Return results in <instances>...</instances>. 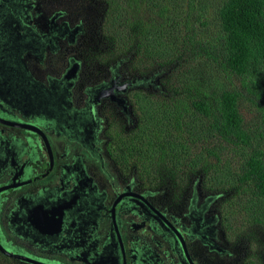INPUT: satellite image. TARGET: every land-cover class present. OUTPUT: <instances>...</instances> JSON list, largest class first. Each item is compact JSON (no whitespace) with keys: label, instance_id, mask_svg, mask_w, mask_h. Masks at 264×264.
<instances>
[{"label":"flooded vegetation","instance_id":"1","mask_svg":"<svg viewBox=\"0 0 264 264\" xmlns=\"http://www.w3.org/2000/svg\"><path fill=\"white\" fill-rule=\"evenodd\" d=\"M108 11L0 0V264H264L222 193L153 184L118 159L138 95L167 71L117 51Z\"/></svg>","mask_w":264,"mask_h":264},{"label":"trees","instance_id":"2","mask_svg":"<svg viewBox=\"0 0 264 264\" xmlns=\"http://www.w3.org/2000/svg\"><path fill=\"white\" fill-rule=\"evenodd\" d=\"M107 1L117 51L167 71L156 96L138 95L137 128L115 137L118 159L153 184L200 181L224 195L229 226L249 211L264 233V0Z\"/></svg>","mask_w":264,"mask_h":264},{"label":"rangeland","instance_id":"3","mask_svg":"<svg viewBox=\"0 0 264 264\" xmlns=\"http://www.w3.org/2000/svg\"><path fill=\"white\" fill-rule=\"evenodd\" d=\"M210 3H213L212 0H207ZM166 4H168L171 8L173 6V4L171 2H165ZM153 18L157 19L159 22H161L160 20H162L157 14H152L150 13ZM149 15V14H147ZM202 20H205L207 22V26L204 27V34H210L209 31L213 30L214 27L212 25V23H214V19H213V9L212 8H208L207 13L205 14L204 18ZM137 64V63H135ZM156 67V66H155ZM218 80L221 79V77L218 76L217 78ZM157 83V82H156ZM158 85V83H157ZM149 95H151V93H148ZM142 95H147L146 94H142ZM157 94L155 93V95L152 96H156ZM229 196H231V193L229 192L228 194ZM244 211H247L246 209ZM248 212H242L241 214L237 215V219L241 222L242 220L245 219L244 222H242V224L240 225L239 223L237 224V226L239 228H236V231H243V233L245 234L246 237H248L247 239L250 240L251 242V247L253 248L254 251L257 250V245H260V249H258L259 251V255L264 254V250L262 247H264V245L261 244V242H264V233H261V230H263L262 228L256 226L255 224H249V220L246 221V219H251V215L248 216ZM236 226V225H234ZM261 229V230H260Z\"/></svg>","mask_w":264,"mask_h":264},{"label":"water","instance_id":"4","mask_svg":"<svg viewBox=\"0 0 264 264\" xmlns=\"http://www.w3.org/2000/svg\"><path fill=\"white\" fill-rule=\"evenodd\" d=\"M4 252H5V250H3ZM6 253V252H5ZM40 263V262H39ZM40 264H42V263H40Z\"/></svg>","mask_w":264,"mask_h":264}]
</instances>
